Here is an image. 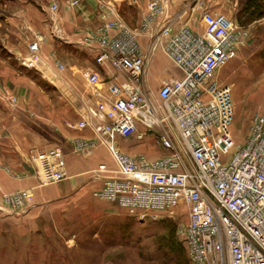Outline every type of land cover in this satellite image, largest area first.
<instances>
[{"label": "built area", "instance_id": "obj_1", "mask_svg": "<svg viewBox=\"0 0 264 264\" xmlns=\"http://www.w3.org/2000/svg\"><path fill=\"white\" fill-rule=\"evenodd\" d=\"M94 1L100 24L77 39L62 34L58 0H49L47 10L50 38L90 52L95 64L112 71L105 81L94 70L83 72L91 92L81 98L80 119L67 123L90 128L113 162L112 167L101 162L91 169L90 176L100 179L92 196L143 221L184 208L186 222L176 232L190 264H264V108L251 118L244 141L236 143L231 88L218 72L236 57L248 29L201 5L202 28L193 29L180 22V15L169 13L170 0H148L139 25L130 27L108 0ZM66 4L75 7L79 0ZM142 37L148 39L146 51ZM44 41L41 33H34L19 64L34 70L52 65L64 69L53 55L50 60L43 55ZM158 51L180 76L162 79L152 89L147 73ZM117 137L137 143L149 138L164 153L154 158L127 154L118 147ZM90 146L82 140L73 145L77 152ZM30 159L40 185L67 175L58 145L35 151ZM30 196L29 190H21L1 199L18 213Z\"/></svg>", "mask_w": 264, "mask_h": 264}, {"label": "crops", "instance_id": "obj_2", "mask_svg": "<svg viewBox=\"0 0 264 264\" xmlns=\"http://www.w3.org/2000/svg\"><path fill=\"white\" fill-rule=\"evenodd\" d=\"M108 1L114 5L118 15L128 26L137 27L148 0ZM208 1L170 0L169 13L174 16L180 15L181 23L201 30L200 5L212 12H220L212 5L219 0H213L212 4ZM48 5L49 0L44 4L37 1L29 3L26 0H4L0 3V208H2L0 219L17 215L37 217L43 210L54 207L63 200L77 197L88 189L97 188L100 179L98 176L92 178L90 171L98 163L104 162L108 166H113L106 149L95 140L90 128H76L70 125L80 119L83 111L81 98L89 96L91 92L83 72L94 70L98 72L100 79L105 81L112 71L95 64L90 52L50 38L47 23ZM58 5V21L62 34L69 39H77L100 24V10L94 0H79L75 7H68L66 0H58ZM34 33H41L45 37L41 46L43 55L45 57L47 55L49 60L53 55L64 64L62 70L55 69L53 65L48 70L40 69L42 71L40 78L56 85L67 86L71 94L68 97L57 96L60 102L66 101L68 104L63 105L59 102L52 113H44V101L47 99H44L42 89L33 73L22 67L18 61V58L26 54L27 44ZM140 43L142 50L146 51L148 39L142 37ZM155 58L163 61L164 67L156 68ZM173 76H180L179 70L162 51L156 52L148 68L149 86L152 89L158 88L162 79ZM3 92L13 93L19 104L10 109V105L3 102ZM80 140L91 143V146L84 151H75L73 145ZM116 143L123 152L131 155L145 153L148 157L154 158L164 153V150L152 143L149 138L137 143L133 138L117 137ZM57 145L63 151L67 175L55 183L40 185L39 175L34 170L30 155L35 151H47ZM104 155L110 158L111 164L102 160L101 157ZM25 166L31 168V171ZM21 190H29L31 196L19 214L13 213L5 206L1 197L3 194ZM120 258L100 256L102 261L107 259L117 261Z\"/></svg>", "mask_w": 264, "mask_h": 264}, {"label": "rangeland", "instance_id": "obj_3", "mask_svg": "<svg viewBox=\"0 0 264 264\" xmlns=\"http://www.w3.org/2000/svg\"><path fill=\"white\" fill-rule=\"evenodd\" d=\"M208 2L212 4L213 0ZM212 5L249 31L236 57L218 71L219 79L231 88L234 107L231 132L239 144L248 133L253 115L264 108V0L248 4L247 0H219ZM258 11L262 14L257 15ZM154 63L156 68L164 67L158 58ZM28 70L47 99L44 113H52L59 105L60 95L71 96L67 86L41 79V70ZM2 95L15 97L8 92ZM4 97L3 102L10 109L19 104L16 97L14 102ZM101 158L111 164L107 155ZM93 189L47 208L37 217L17 215L0 219V264H190L176 232L186 222L184 208L159 220H136L117 205L93 197ZM101 255L121 258L102 261Z\"/></svg>", "mask_w": 264, "mask_h": 264}, {"label": "trees", "instance_id": "obj_4", "mask_svg": "<svg viewBox=\"0 0 264 264\" xmlns=\"http://www.w3.org/2000/svg\"><path fill=\"white\" fill-rule=\"evenodd\" d=\"M254 1H256V0H247V4L250 3V2H254ZM261 14H262V12L261 11H258V14L257 15H261Z\"/></svg>", "mask_w": 264, "mask_h": 264}, {"label": "water", "instance_id": "obj_5", "mask_svg": "<svg viewBox=\"0 0 264 264\" xmlns=\"http://www.w3.org/2000/svg\"><path fill=\"white\" fill-rule=\"evenodd\" d=\"M26 167V166H25ZM29 171H31V168H29V167H26Z\"/></svg>", "mask_w": 264, "mask_h": 264}]
</instances>
